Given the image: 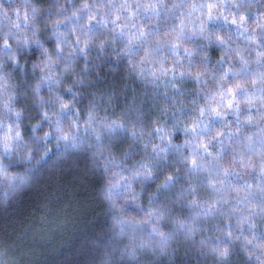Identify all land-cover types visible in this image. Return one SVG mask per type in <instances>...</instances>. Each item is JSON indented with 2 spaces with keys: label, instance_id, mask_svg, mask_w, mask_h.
<instances>
[{
  "label": "trees",
  "instance_id": "obj_1",
  "mask_svg": "<svg viewBox=\"0 0 264 264\" xmlns=\"http://www.w3.org/2000/svg\"><path fill=\"white\" fill-rule=\"evenodd\" d=\"M0 264H264V0H0Z\"/></svg>",
  "mask_w": 264,
  "mask_h": 264
}]
</instances>
